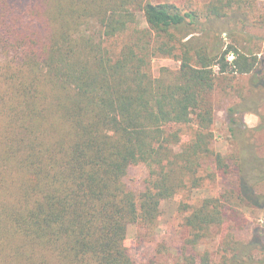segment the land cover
Returning <instances> with one entry per match:
<instances>
[{
	"label": "trees",
	"instance_id": "1",
	"mask_svg": "<svg viewBox=\"0 0 264 264\" xmlns=\"http://www.w3.org/2000/svg\"><path fill=\"white\" fill-rule=\"evenodd\" d=\"M252 7L210 0L202 16L226 24ZM200 19L153 0H0V264H136L131 226L153 233L165 199L233 175L221 197L180 202L188 237L177 264H214L203 242L243 218L226 205L263 202L264 159L236 116L258 114L264 81L228 110L237 153L215 151L218 80L251 75L260 60L239 42L217 49L192 35ZM156 58L179 69L155 78ZM134 166L148 171L137 193L126 183ZM221 245V264H256L254 252L264 253V238Z\"/></svg>",
	"mask_w": 264,
	"mask_h": 264
},
{
	"label": "rangeland",
	"instance_id": "2",
	"mask_svg": "<svg viewBox=\"0 0 264 264\" xmlns=\"http://www.w3.org/2000/svg\"><path fill=\"white\" fill-rule=\"evenodd\" d=\"M153 1L155 3L174 4L184 13L195 12L201 15L199 25L190 26L189 30L192 35L203 36L211 47L227 48L230 45H238L239 42L243 50L251 49L258 55L260 62L253 74L234 78L233 83L225 79L227 76H220L218 87L211 96L215 113L213 149L224 156L234 155L237 153L239 144L233 139L234 137L230 132L228 110L232 107L242 106L246 99H250L256 94L252 90L253 85H255L253 81L258 79L264 81V0H253L252 8H244L242 11L235 12L232 16L234 21H228L226 24L217 20L207 21L203 18V12L210 0ZM228 23H230L229 26H227ZM143 27H146L145 23ZM179 66L180 63L174 59L156 58L152 62L153 75L158 78L163 68L177 71ZM257 72L259 75H256ZM244 107L248 108L247 106ZM258 109V114L249 112L237 114L238 125L236 127L237 130L245 132L244 138L255 145L257 156L262 160L264 159V129L261 127L264 125V99ZM242 121L244 125L240 126L239 122ZM189 136L187 133L183 141H187ZM178 149L179 147H177ZM205 168L207 171L210 170V172L215 173L213 166L205 165ZM147 176L148 171L145 166H134L126 178V183L132 191L137 193L143 191ZM233 180V175L224 180L218 174L214 179H206L205 185L201 189L186 192L184 196L178 198L165 199L162 202L161 214L153 233L131 226L127 246L131 247V254L135 263L177 264L178 258L183 255L184 242L188 237V230L183 225L185 215L180 211V202L193 207L200 206L205 199L218 198L229 192V183H233ZM253 182L257 181L253 180ZM255 189L258 196H264V181H259ZM235 205V202L234 205H226L227 212L228 215L232 216L231 209H236L237 213L243 217L240 220L241 223H233L232 225L228 223L226 224L227 227L214 228L201 247V252H210L214 264L222 263L225 253L221 243L225 236H228L229 240L234 239L243 243L254 244V246H259L264 238V198L260 207L251 208ZM254 258L256 264H261V261H264V253L256 250Z\"/></svg>",
	"mask_w": 264,
	"mask_h": 264
},
{
	"label": "built area",
	"instance_id": "3",
	"mask_svg": "<svg viewBox=\"0 0 264 264\" xmlns=\"http://www.w3.org/2000/svg\"><path fill=\"white\" fill-rule=\"evenodd\" d=\"M232 58H234L233 55L232 56H229V60H232Z\"/></svg>",
	"mask_w": 264,
	"mask_h": 264
}]
</instances>
